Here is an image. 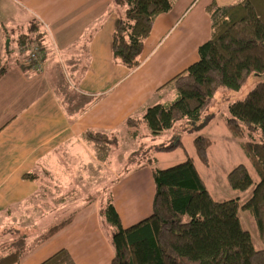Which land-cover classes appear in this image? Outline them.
I'll use <instances>...</instances> for the list:
<instances>
[{"label": "crops", "instance_id": "0c3cea01", "mask_svg": "<svg viewBox=\"0 0 264 264\" xmlns=\"http://www.w3.org/2000/svg\"><path fill=\"white\" fill-rule=\"evenodd\" d=\"M113 1L0 0L6 27L26 29L22 35L16 32L17 47L20 36L38 32L46 53L41 72L22 64L23 52L20 63L8 59L11 41L7 46L5 40L11 37L0 20V61H8L0 80V259L24 241L26 251L18 264H42L62 250L76 264H112L116 229L101 215L104 203L82 202L79 194H84L85 185L93 191L109 181L107 200H112L124 228L153 214L154 173L159 168L131 150L124 167L133 158L137 162L118 170V136L140 142L143 151L151 148L155 136L146 124L129 127L128 120L142 121L147 109L176 100L171 81L199 60V48L211 38L208 7L242 0H176L170 12L156 19L135 69L113 54L115 23L122 14L112 11ZM33 29L36 33L31 34ZM89 132L108 136L107 162L99 160L95 145L85 139ZM170 136L171 146L182 143L177 133ZM52 193H60L61 202H75L54 211L48 204ZM250 197L236 195L231 200L239 199L242 207ZM69 213L66 220L53 219ZM246 214L240 209L242 227ZM38 215L43 219L38 221ZM69 219L70 224L42 241ZM249 233L254 247L264 250L259 228V248Z\"/></svg>", "mask_w": 264, "mask_h": 264}, {"label": "trees", "instance_id": "16d2710c", "mask_svg": "<svg viewBox=\"0 0 264 264\" xmlns=\"http://www.w3.org/2000/svg\"><path fill=\"white\" fill-rule=\"evenodd\" d=\"M175 1L114 0L112 11L122 12L115 23L114 57L129 69L137 68L156 19L170 12ZM207 11L211 38L199 48V60L171 81L176 100L147 109L142 121L128 120L129 127L144 123L157 137L180 122L200 124L220 91L240 90L253 76L264 77V0H242L230 6L212 4ZM33 30L31 34L36 33ZM41 37L38 32L33 37L22 36L20 50H27L28 44L41 45ZM12 57L9 50L8 59ZM7 64L0 61V80L8 70L4 66ZM21 68L26 70L23 65ZM226 127L234 138L250 140L242 142L241 149L260 178L250 199L242 207L239 199L215 201L191 159L168 169H156V194L149 218L124 228L111 199L101 209L106 223L116 229L111 238L115 250L112 264H264V250L254 247L239 218L240 209L252 215L264 241V80L230 106ZM85 139L95 145L99 160L107 162L111 153L108 136L89 132ZM180 145L157 150L165 152ZM194 145L199 159L208 166V150L213 142L198 137ZM228 182L241 193L248 192L254 183L244 165L229 173ZM186 216L189 222L183 221ZM71 220L54 227L42 241ZM13 246H17L15 252L0 259V264H18L23 258L25 242ZM42 264L76 263L68 251L62 250Z\"/></svg>", "mask_w": 264, "mask_h": 264}, {"label": "rangeland", "instance_id": "374dc122", "mask_svg": "<svg viewBox=\"0 0 264 264\" xmlns=\"http://www.w3.org/2000/svg\"><path fill=\"white\" fill-rule=\"evenodd\" d=\"M0 20L4 22L6 27L7 21L3 19L1 15H0ZM14 26H16V24ZM6 28L9 29L8 35L11 38L6 39L5 44L8 46L7 44L8 41H11L10 48L13 56L12 59L14 60L16 59L21 62L22 61L21 57L18 58L17 55L18 52L22 53V51L20 50L19 47H17L18 42L15 40V37L17 36L16 32L22 35L26 31V29L25 27H18V28L6 27ZM20 38L21 36L18 38V40H20ZM23 53H25V51H23ZM263 80L264 77L255 75L249 80L248 84L240 90L223 89L216 95L214 105L207 110L200 124H190V122H180L175 126L174 129L165 132L160 137H153L154 140L152 141V146H150L151 148L147 150L143 151L142 148H139L140 142H135L131 140L130 137L126 134H120L118 136V139L120 141V145L118 147V159H122V160L119 163L118 170L123 171V170L131 169V167L134 165L133 162L137 160V159L134 160L135 158H133L132 161H127L126 162L127 166L124 167L123 159L126 158L130 153H132L131 150H135V152H139L137 154L140 155L139 157L143 160H152L150 164H152L153 167L155 166L159 169H168L191 159L197 166L198 172L200 173L203 181L205 182L206 188L208 189L210 194H212V197L215 201L218 202L228 201L235 198L236 195H243V194L248 196L252 195L260 178L254 167L249 162L247 156L244 154V152L241 149V143L248 142L250 140L249 138H246L244 140H239L234 138L226 127V119L229 116L230 106L235 102L243 100ZM170 133L178 134V137H180L182 140L181 145L169 151L158 152L156 150L157 147H166V148L171 147L170 144L172 143L171 139L173 138V136H170ZM198 137H205L214 142L213 146L208 151V156L210 160L209 166L204 165L198 157L194 145V140ZM144 143L147 145V142L143 141V144ZM134 155L136 154H133V156ZM154 159H156L157 161ZM240 165H244L248 169V172L254 182L253 186L246 193H241L233 190L230 187L227 178V175L234 168ZM55 187H57L58 189V186H53V190L57 191V189H54ZM98 189L100 191L99 193H98ZM109 191H110L109 181H107V183L102 182L98 187H94L93 191L91 190L90 186L85 185L84 194L82 195L79 194V196H81V198L79 199L82 202L91 201V200H100L99 202L104 203L103 205H105L106 202L108 201L107 197ZM93 192L95 194H92ZM51 196L52 198L50 199V202L48 204H51V206H53L54 211H57V209L61 211L62 209H65V208H61L62 205L68 202L70 203L75 202L69 200L68 201L66 200L65 203L64 201L61 202L60 193H52ZM65 198L66 196H64V199ZM43 202L44 200L40 201V203ZM70 211L72 210H69V212ZM41 217H42L41 215H38L37 217L38 221L39 218L43 219V217L42 218ZM70 217L71 216L69 213L68 215H54L53 219L56 222L60 220H66ZM190 220L191 219L189 216L183 218L184 222H189ZM242 223H243V228L245 230L252 232L256 246L257 248H259V242H258L259 235L258 233H256V229H258V225L255 219L252 217V215L248 213L246 214L245 218L242 219Z\"/></svg>", "mask_w": 264, "mask_h": 264}, {"label": "built area", "instance_id": "2783aa9c", "mask_svg": "<svg viewBox=\"0 0 264 264\" xmlns=\"http://www.w3.org/2000/svg\"><path fill=\"white\" fill-rule=\"evenodd\" d=\"M22 64L31 66L35 71L41 72L46 64V53L44 45L28 44L24 53Z\"/></svg>", "mask_w": 264, "mask_h": 264}, {"label": "water", "instance_id": "95a60500", "mask_svg": "<svg viewBox=\"0 0 264 264\" xmlns=\"http://www.w3.org/2000/svg\"><path fill=\"white\" fill-rule=\"evenodd\" d=\"M7 44H9V41H8V43Z\"/></svg>", "mask_w": 264, "mask_h": 264}]
</instances>
